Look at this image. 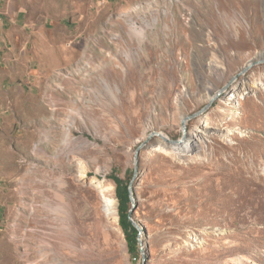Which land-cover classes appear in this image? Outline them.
<instances>
[{
  "label": "rangeland",
  "instance_id": "374dc122",
  "mask_svg": "<svg viewBox=\"0 0 264 264\" xmlns=\"http://www.w3.org/2000/svg\"><path fill=\"white\" fill-rule=\"evenodd\" d=\"M23 8L0 64V264H264V61L234 79L264 56V0ZM114 169L138 170L136 255Z\"/></svg>",
  "mask_w": 264,
  "mask_h": 264
},
{
  "label": "trees",
  "instance_id": "16d2710c",
  "mask_svg": "<svg viewBox=\"0 0 264 264\" xmlns=\"http://www.w3.org/2000/svg\"><path fill=\"white\" fill-rule=\"evenodd\" d=\"M134 176V175H133ZM117 184V197L119 199V223L125 232L130 252L138 254L140 243V230L130 215L131 210V181L123 179L117 170H113L109 175Z\"/></svg>",
  "mask_w": 264,
  "mask_h": 264
},
{
  "label": "crops",
  "instance_id": "0c3cea01",
  "mask_svg": "<svg viewBox=\"0 0 264 264\" xmlns=\"http://www.w3.org/2000/svg\"><path fill=\"white\" fill-rule=\"evenodd\" d=\"M27 1L28 0H0V64L2 58H6L5 55L8 54L5 48H10L9 43L12 44L10 28L25 24L26 20H22L24 16L23 4H26ZM17 5H19L18 8Z\"/></svg>",
  "mask_w": 264,
  "mask_h": 264
},
{
  "label": "bare ground",
  "instance_id": "6f19581e",
  "mask_svg": "<svg viewBox=\"0 0 264 264\" xmlns=\"http://www.w3.org/2000/svg\"><path fill=\"white\" fill-rule=\"evenodd\" d=\"M260 58L264 59L263 54L260 55ZM239 90H240V86H238V85L234 86L232 88V90H230L228 92L227 99H232L233 97H235ZM212 98H214V97H212ZM198 131L201 132L202 129H198ZM195 136L196 135L194 133L193 134H189L187 139L185 140V142H182V144H180V145H176V147L172 145V148L182 149L183 151H191V150H193V147L196 145V141L194 140ZM199 136H201V135H199ZM93 185L101 192V194H103L102 196L105 197L106 204H105V208L104 209L106 210V212L108 214L116 212L117 211L116 208L118 206V201L116 200V198H114L111 195H109L110 188L106 185V183L104 181H102V180L94 179L93 180ZM119 218H120V216H119Z\"/></svg>",
  "mask_w": 264,
  "mask_h": 264
},
{
  "label": "water",
  "instance_id": "95a60500",
  "mask_svg": "<svg viewBox=\"0 0 264 264\" xmlns=\"http://www.w3.org/2000/svg\"><path fill=\"white\" fill-rule=\"evenodd\" d=\"M263 61H264V59H259V60H252V61H250L249 64L243 69V71L240 72V73H238V75H237L236 77H234V79L237 78V77H238L239 75H241L242 73L246 72L251 66H253V65H255V64H258V63H261V62H263ZM234 79H233V80H234ZM221 92H222V91L218 92L217 95L213 98V100L216 99V98L221 94ZM206 108H207V107H206ZM206 108H204V109H203L202 111H200L199 113H202ZM194 116H195V115H188V116H186V117L184 118V120H183L184 130H186V122H187L190 118H192V117H194ZM153 134H154V133H152L151 135H153ZM158 134L161 135V133H159V132H158ZM177 141H178V140H173V142H175V143H177ZM142 146H143V145H141V146L137 149V151H136V163L138 162L139 153H140V150H141V147H142ZM137 172H138V170L136 169L135 174H134V177H133V180H132V182H131V184H130L131 200H132V203H133V207H132V209L130 210V215H131V217H132V214H133V212H134L135 207L137 206L136 200H135V198H134V196H133V184H134V179L136 178ZM134 222H135V221H134ZM135 224L138 226V224H137L136 222H135ZM143 264H146V262H144Z\"/></svg>",
  "mask_w": 264,
  "mask_h": 264
}]
</instances>
